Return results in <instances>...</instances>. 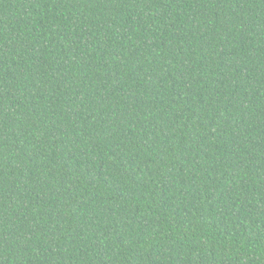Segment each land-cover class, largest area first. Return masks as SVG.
<instances>
[{"label": "trees", "instance_id": "1", "mask_svg": "<svg viewBox=\"0 0 264 264\" xmlns=\"http://www.w3.org/2000/svg\"><path fill=\"white\" fill-rule=\"evenodd\" d=\"M0 264H264V0H0Z\"/></svg>", "mask_w": 264, "mask_h": 264}]
</instances>
